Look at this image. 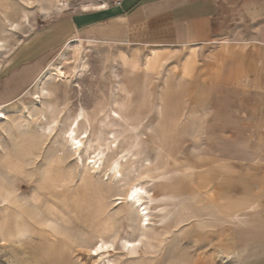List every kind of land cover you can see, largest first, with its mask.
<instances>
[{
    "label": "rangeland",
    "instance_id": "rangeland-1",
    "mask_svg": "<svg viewBox=\"0 0 264 264\" xmlns=\"http://www.w3.org/2000/svg\"><path fill=\"white\" fill-rule=\"evenodd\" d=\"M115 2L0 0V264H93L99 241L111 264H264V47L247 17L231 6L208 45H143L109 37Z\"/></svg>",
    "mask_w": 264,
    "mask_h": 264
},
{
    "label": "crops",
    "instance_id": "crops-1",
    "mask_svg": "<svg viewBox=\"0 0 264 264\" xmlns=\"http://www.w3.org/2000/svg\"><path fill=\"white\" fill-rule=\"evenodd\" d=\"M231 6L237 9V19L247 17L249 46L264 47V0H123L117 8H109V37L154 46L208 45L226 30ZM150 52L155 53L152 59L162 54L158 49ZM194 52H189L184 70Z\"/></svg>",
    "mask_w": 264,
    "mask_h": 264
},
{
    "label": "bare ground",
    "instance_id": "bare-ground-1",
    "mask_svg": "<svg viewBox=\"0 0 264 264\" xmlns=\"http://www.w3.org/2000/svg\"><path fill=\"white\" fill-rule=\"evenodd\" d=\"M83 66V65H82ZM55 75L60 76V77H65L67 76L62 70L61 68H58L55 72ZM44 91V89H43ZM45 93V92H44ZM42 94V93H41ZM39 95V94H38ZM115 111H113L114 114ZM117 113H115L116 116ZM81 116V114H78L77 116H75L72 120V123H70L69 127L64 131V135L67 138V141H71V145L73 146L72 149H74L75 151H80L79 149L82 148V136L79 135L77 133V129L76 126H78V117ZM2 117V116H1ZM85 118V117H84ZM73 124V125H72ZM84 136V135H83ZM88 135L86 134L85 137H87ZM109 149L111 150V146L109 147ZM114 149V148H113ZM113 151V150H112ZM121 157H124L121 155ZM120 157V158H121ZM119 158V156H118ZM123 158H121L122 160ZM120 160V159H119ZM117 158H115L109 165V172H111L112 174V178L118 177L121 173L118 168V166L120 165V161ZM96 163V162H95ZM144 191L142 186L139 185H131L128 187L125 196H124V200L131 204V205H138V212L141 213V217L139 218V227L142 228H147V225L149 224V217L147 212L145 211L146 208L145 207H141L140 199V193ZM144 193V192H143ZM236 217V215H235ZM136 242H140V239H135V240H128V239H123V244L122 247L123 249H126V252L128 253H134V244ZM133 245V246H132ZM109 246V247H108ZM111 249V244L108 245V242L105 241H99L98 243H96L92 248H91V252L90 255L93 259V264H111V262L109 260H107L106 262L103 261L101 255L103 252L107 251L108 248ZM133 255V254H132ZM135 255V254H134Z\"/></svg>",
    "mask_w": 264,
    "mask_h": 264
},
{
    "label": "built area",
    "instance_id": "built-area-1",
    "mask_svg": "<svg viewBox=\"0 0 264 264\" xmlns=\"http://www.w3.org/2000/svg\"><path fill=\"white\" fill-rule=\"evenodd\" d=\"M123 0H116V2L114 3L116 6H120L122 4Z\"/></svg>",
    "mask_w": 264,
    "mask_h": 264
}]
</instances>
